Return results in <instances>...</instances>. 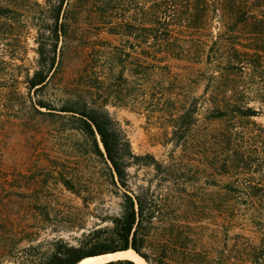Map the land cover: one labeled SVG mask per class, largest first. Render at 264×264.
<instances>
[{
    "label": "trees",
    "instance_id": "16d2710c",
    "mask_svg": "<svg viewBox=\"0 0 264 264\" xmlns=\"http://www.w3.org/2000/svg\"><path fill=\"white\" fill-rule=\"evenodd\" d=\"M74 39L88 53L68 77ZM108 106L153 115L172 150L134 154ZM33 113L50 123L56 182L95 204L90 229L59 228L83 231L77 246L42 264L129 250L146 264H264V0H0V159Z\"/></svg>",
    "mask_w": 264,
    "mask_h": 264
},
{
    "label": "rangeland",
    "instance_id": "374dc122",
    "mask_svg": "<svg viewBox=\"0 0 264 264\" xmlns=\"http://www.w3.org/2000/svg\"><path fill=\"white\" fill-rule=\"evenodd\" d=\"M91 8L81 17L84 22H90ZM119 14L126 18L132 11L124 10ZM79 34L76 33L77 38ZM102 38L111 40L106 34ZM76 40L66 43L59 59L64 76L71 77L78 72L88 53ZM27 44L28 48H34L31 38ZM27 57L32 62L35 54L29 51ZM104 78L107 80L110 76ZM199 93L195 91L193 96ZM106 109L126 133L134 154L163 159L172 150V145L164 144V129L153 115L131 107L108 106ZM255 121L264 124V117ZM49 128L45 116L33 113L26 119L23 116L15 120L6 133L7 151L0 159V264H42L56 248L77 246L76 239L83 231L59 229L65 226L63 223L80 222L85 224V229H90L94 223L91 213L95 204L85 209L81 199L55 180L57 175L52 172L50 161L56 155L47 151L46 143ZM106 200L107 206H114V200ZM54 226L57 232L50 230Z\"/></svg>",
    "mask_w": 264,
    "mask_h": 264
},
{
    "label": "bare ground",
    "instance_id": "6f19581e",
    "mask_svg": "<svg viewBox=\"0 0 264 264\" xmlns=\"http://www.w3.org/2000/svg\"><path fill=\"white\" fill-rule=\"evenodd\" d=\"M117 258L128 259L134 264H146L142 259L136 256L132 251L120 252L114 255L101 256L98 258H85L77 264H97L101 262H106L109 260H114Z\"/></svg>",
    "mask_w": 264,
    "mask_h": 264
},
{
    "label": "water",
    "instance_id": "95a60500",
    "mask_svg": "<svg viewBox=\"0 0 264 264\" xmlns=\"http://www.w3.org/2000/svg\"><path fill=\"white\" fill-rule=\"evenodd\" d=\"M131 251V250H130ZM120 252H126V251H120ZM120 252H115V253H109V254H104V255H98V256H94V257H87V258H98V257H101V256H107V255H114V254H117V253H120ZM133 252V251H132ZM134 253V252H133ZM135 254V253H134ZM136 255V254H135ZM138 256V255H136ZM139 257V256H138ZM140 258V257H139ZM85 259V258H84ZM141 259V258H140ZM83 260V259H82ZM82 260H80L79 262H81ZM119 260H124L122 258H117V259H114V260H109V261H106V262H101V263H97V264H106V263H109V262H115V261H119ZM143 260V259H142ZM144 261V260H143ZM78 262V263H79Z\"/></svg>",
    "mask_w": 264,
    "mask_h": 264
}]
</instances>
